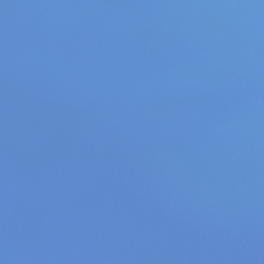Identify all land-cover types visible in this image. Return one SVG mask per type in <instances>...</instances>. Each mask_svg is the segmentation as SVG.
<instances>
[{"label":"water","instance_id":"95a60500","mask_svg":"<svg viewBox=\"0 0 264 264\" xmlns=\"http://www.w3.org/2000/svg\"><path fill=\"white\" fill-rule=\"evenodd\" d=\"M0 264H264V0H0Z\"/></svg>","mask_w":264,"mask_h":264}]
</instances>
